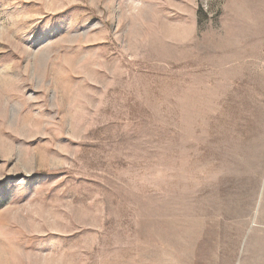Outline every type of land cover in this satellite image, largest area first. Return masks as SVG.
<instances>
[{
  "label": "rangeland",
  "instance_id": "obj_1",
  "mask_svg": "<svg viewBox=\"0 0 264 264\" xmlns=\"http://www.w3.org/2000/svg\"><path fill=\"white\" fill-rule=\"evenodd\" d=\"M0 264H264V0H0Z\"/></svg>",
  "mask_w": 264,
  "mask_h": 264
}]
</instances>
